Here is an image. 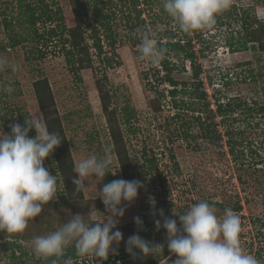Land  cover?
Instances as JSON below:
<instances>
[{
    "label": "rangeland",
    "instance_id": "374dc122",
    "mask_svg": "<svg viewBox=\"0 0 264 264\" xmlns=\"http://www.w3.org/2000/svg\"><path fill=\"white\" fill-rule=\"evenodd\" d=\"M2 1L7 3L4 8L6 4L0 0V9L4 8L9 25L4 26L0 14V60L6 62L0 70V134H10V125L23 124L25 117L42 118L33 82L45 77L69 138L74 163L92 155L101 157L107 150L112 158L110 171L117 172L111 175L112 179H122L95 87L97 77H107L111 106L116 111L136 180L143 185L131 204H122L126 210L117 229L123 238L117 253H110L111 256L125 254L126 241L136 234L164 245L162 254L151 256L156 264H172L176 257L167 248L166 231L162 227L157 231L154 224L156 219L163 222L159 210L175 219L179 227L178 216L203 201L213 207L218 218H223L226 209L239 216L242 249L264 264V50L253 42L240 44L237 34L240 15H245L247 9L250 19L264 22V0H230L229 5L239 9L236 16L223 14L225 9L216 15V23L211 27L217 28H206L201 36L190 32L193 60L182 59V54L175 55V50L167 52L166 58L175 67L173 76L187 83L186 92L179 90L174 98L168 94L171 86L159 82V75L164 73L161 64L153 65L139 53L144 31L162 41L169 30L180 31L162 10L163 0H137L135 4L132 0H102V11L109 15L102 21L96 20L93 0H88L104 54L90 46L92 67L77 73L67 62L63 47L69 45L62 47L66 35L60 34L58 27L56 36L49 37L46 32L42 39L33 32L34 28L44 32L56 21L37 22L35 27L20 25L23 19L18 1ZM46 1L53 9H61L66 27L75 24L69 0ZM231 37L233 47L228 46ZM14 41L16 44L11 46ZM88 43L92 45V40ZM108 59L111 65L107 64ZM194 65L200 70L197 80L192 76ZM197 82H202L197 92L207 93L205 101H210L211 112L194 110L204 103L188 93L195 91ZM154 98L158 99L159 109L149 101ZM219 104L222 112H218ZM34 136V130L30 131L29 137ZM44 165L56 176L57 191L61 192L63 185L52 154ZM109 182L107 175L103 181L89 178L81 199H69L62 192L63 202L57 195L53 198L61 202L57 207L45 205L42 213L18 233L29 238L16 239L29 249L26 264L37 259L32 251L33 238L57 230L70 215L103 219L102 214L107 213L98 192ZM237 205H241L240 210L234 208ZM135 217L143 221L141 226L134 223ZM15 234L0 232V243L14 239ZM141 257L137 250L136 258L131 260L144 264ZM84 259L87 264L99 263L90 257L77 260ZM4 261L0 260V264ZM64 263L70 264V260Z\"/></svg>",
    "mask_w": 264,
    "mask_h": 264
},
{
    "label": "clouds",
    "instance_id": "9594fccd",
    "mask_svg": "<svg viewBox=\"0 0 264 264\" xmlns=\"http://www.w3.org/2000/svg\"><path fill=\"white\" fill-rule=\"evenodd\" d=\"M230 0H163L165 12L185 33L211 28L216 15L229 7ZM164 48L158 46L154 34L144 31L139 53L142 59L153 65L164 58ZM6 62L0 60V70ZM10 134H0V232L22 233L30 221L38 217L44 206L53 201L57 192V178L44 165L60 146L62 137L48 130L40 115L25 117L23 124L10 125ZM35 132L34 138L29 132ZM112 158L106 150L101 157L92 155L78 161L73 171L72 183L75 192L87 187L89 178L103 179L111 172ZM143 185L138 180H113L99 190L105 212L103 219H86V215H70L67 222L57 230L36 236L32 240V251L38 258L61 257L69 245H73L79 256L93 261H106L109 254H116L123 238L117 229L126 208L138 196ZM88 215V214H87ZM154 221L157 231H166V243L170 254L176 259L172 264H261L241 247L240 218L231 209L225 210L223 218L215 215L207 202L194 204L177 221L164 216ZM139 227L143 221L134 218ZM114 229H117L114 231ZM164 245L132 235L125 244V251L133 258L162 254Z\"/></svg>",
    "mask_w": 264,
    "mask_h": 264
},
{
    "label": "trees",
    "instance_id": "16d2710c",
    "mask_svg": "<svg viewBox=\"0 0 264 264\" xmlns=\"http://www.w3.org/2000/svg\"><path fill=\"white\" fill-rule=\"evenodd\" d=\"M18 1V9L21 18L23 21H19L20 25L26 23L28 26L35 27V24L37 22L41 23H47L51 24L52 21H56L54 26L49 27L44 32H38L37 28L33 29V32L38 36L40 39L45 36V33L47 32V35L50 36H56L57 34V27L60 29L59 33L63 35V33L66 35L63 37V45L68 44V48L65 49V55L67 62L70 64L73 71H81L85 68H91L92 67V57L90 53V46L94 47L97 53H103V46L100 43V38L98 35V29L92 22V17L90 14L89 9V1L88 0H69L71 2V6L73 9V12L75 14V24L70 27H66V25L63 23V16L62 11L59 7L56 9H53L51 7V3H48L46 0H17ZM134 4L137 0H132ZM1 2L5 3L7 7L6 1ZM102 0H93V14L96 17V20L102 21V19H108L109 15L106 13H103V6L104 3H102ZM100 3L102 5L100 6ZM4 8L0 9V14L3 18L4 26H8L9 23L7 19L5 18V10ZM163 11L164 8L162 9ZM237 9L234 4L229 5V7L223 11V14H226L227 16L237 15ZM243 10V9H242ZM248 11V9H247ZM246 11V14L240 15V21H241V28L237 32L238 34V42L240 44L245 45L248 42L256 43L262 50H264V22L258 21L257 19H250L248 12ZM249 16V17H248ZM20 18V19H21ZM219 18V17H218ZM250 19V20H249ZM103 24V23H102ZM178 26V25H177ZM217 28V27H213ZM210 28V29H213ZM202 30H197L192 33H196L198 36H201ZM242 32V33H241ZM89 37V38H88ZM108 37H111L108 35ZM177 37V38H176ZM176 38V39H175ZM193 38V35H190L189 33H185L182 30L177 31L175 33L173 30H169L165 35V41H162L160 38H157L158 40V46L164 48V58L161 60L160 64L162 67V70L164 73L162 75H159L158 77L159 82L162 83H168L171 88L168 90V94L174 98L179 90H184L186 92V82L180 81L176 79L173 76V71L175 69L174 64L171 63L166 58V54L170 50H175V55L182 54V59H190L193 60L195 57L194 52L191 50V39ZM231 37L228 40V46L233 47L235 44L232 41ZM92 40V45L88 43V40ZM183 41V42H182ZM16 44V41L14 43H11V46ZM111 46L113 42L109 43ZM107 64H110V60H107ZM158 72V71H157ZM200 70L197 65H194V68L192 70V76L197 80L199 77ZM202 80V79H201ZM106 82L107 77L106 75L97 77L95 81V87L98 91V96L101 102L102 111L106 118V125L108 128V133L110 136V140L113 146L114 153L116 155V159L118 162V166L120 168V174L121 178L124 180H136V175L134 172L133 163L129 154V151L126 146V141L124 139L123 132L121 130L120 124L117 119V114L115 109L111 106V96L109 93V90L106 88ZM194 84V83H193ZM202 84L195 83V91H188L189 95H194V97L199 98L200 100H204L202 107H197V109L194 108L196 112H201L207 110V112H211L210 107V101H205L207 97V93L205 91H201L200 93L198 91V85ZM33 88L35 93V99L37 100L38 107L41 111V115L43 120L46 122L48 130L52 133H58L61 137V144L59 147H57L54 152L52 153V159L53 162L56 165V171L59 174L60 180L62 182V191H57L56 195L59 196L60 201L63 202L65 199L64 196H62V192L66 194L67 198L72 200H78L83 197L82 191L75 192V186L72 183V179L76 175L73 171L75 163L71 154L70 149V141L67 137L64 127L60 121V117L58 115L55 99L50 87V84L47 80V78L42 77L38 78L33 82ZM205 90V89H204ZM150 102L152 101V105L155 109H159V102L158 99H150ZM218 112H222L221 105L219 104L217 106ZM201 110V111H200ZM260 110H263L261 107ZM3 116L2 118H4ZM200 118V117H196ZM108 180L113 181L111 174L107 175ZM61 202L58 201H51L49 202L50 205L53 207H57L58 204ZM236 210H240L241 205H237L234 207ZM131 226H133V223L130 225V231H133ZM124 228V227H123ZM16 233L15 235H12L10 238L12 239H4L0 243V260L6 259L3 264H26L29 257V249L27 247H24L21 243L17 242V238H23L27 239L29 237H26L25 235H20ZM38 235V234H37ZM21 236V237H20ZM39 236V235H38ZM9 237V236H8ZM18 251V252H17ZM4 254V255H3ZM82 256H79L76 252V249L73 245H69L65 251L64 254L57 258V257H50L47 259L44 258H38L32 263V264H53L58 263L62 264L64 262L68 263L70 260V264H87V259L78 261V258H81ZM131 256L126 252L121 257H115L111 256L109 254V257L106 261H99L98 264H137V259L131 260ZM140 260H143L144 264H156V260L152 258L151 256L148 257H141ZM65 264V263H64ZM88 264H90L88 262ZM161 264H166L165 262H162Z\"/></svg>",
    "mask_w": 264,
    "mask_h": 264
}]
</instances>
